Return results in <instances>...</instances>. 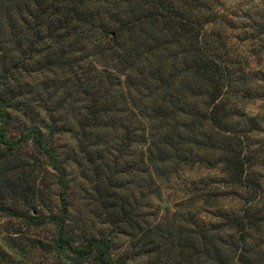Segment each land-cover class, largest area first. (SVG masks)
<instances>
[{
	"label": "trees",
	"instance_id": "trees-1",
	"mask_svg": "<svg viewBox=\"0 0 264 264\" xmlns=\"http://www.w3.org/2000/svg\"><path fill=\"white\" fill-rule=\"evenodd\" d=\"M244 1L0 0V213L50 229L42 237L15 228L6 239L28 240L44 264L136 258L114 254V235L72 220L65 167L41 131L60 133L61 114L71 113L76 150L89 152L94 165L104 223L133 239L148 264H264V245L254 238L264 224L263 185L249 174L258 117L229 108L227 98L228 87H243L249 76L227 36L236 30L252 43L264 36V4ZM200 164L237 190L238 212L206 221L198 208L180 215L182 224L175 214L157 221L133 214L121 175L139 172L149 203ZM48 176L54 210L43 209ZM202 182H187L195 203L209 196ZM23 244H2L0 264L15 262L4 246L23 261L12 264H36L24 262Z\"/></svg>",
	"mask_w": 264,
	"mask_h": 264
},
{
	"label": "rangeland",
	"instance_id": "rangeland-1",
	"mask_svg": "<svg viewBox=\"0 0 264 264\" xmlns=\"http://www.w3.org/2000/svg\"><path fill=\"white\" fill-rule=\"evenodd\" d=\"M252 2L255 5L264 4V0H245L244 2ZM264 6V5H263ZM258 13L261 14L259 9ZM227 41L230 42L231 48L238 52L240 67L248 74V80L245 85L230 86L227 89L229 93L228 107L238 110L239 113L256 115L258 117L257 125L250 134L251 154L253 158L249 166V174L256 179L261 180L264 193V36L258 43L252 41H243L242 36L238 31H233L227 36ZM228 46V47H229ZM250 89L245 91L246 87ZM226 98V99H227ZM37 116L41 119L42 123H47L46 118L42 112H38ZM61 132L58 134L50 135L48 130L44 127L41 128L43 137L53 143L59 155L60 161L63 163L66 171V182L68 184L69 197L71 202V217L76 224H79L92 231H102L114 235L113 252L116 256L131 255L136 256L131 264H148V262L139 254V249L135 246L133 239L125 234L116 233L112 231L111 227L104 223V218L101 214V209L97 205L95 199V191L97 188V177L90 170L94 167L91 164V157L89 152L80 155L76 150L75 134L77 128L75 126V115L68 113L61 114ZM68 128V129H66ZM140 149V148H139ZM134 159H139V150L135 151ZM135 174V175H134ZM221 174L217 169H206L203 165H196L192 169L184 170L176 179H171L165 184L158 195H153L149 198V203L141 195V175L139 172H132L127 175H121V180L127 192L129 193V202H131V211L139 217L140 221L145 220L143 217L147 213L151 214L153 221H157L162 217L167 216L169 219L176 218V224H182L179 216H188L189 213H194L202 216L206 221H218L217 214L220 211L231 212L232 214L238 212L242 207V200L239 198L240 194L235 188L225 186L221 181ZM192 180H203L202 185H206L209 189V196L205 203H195L196 199L193 196ZM43 199L44 210H54L56 206V188L54 187L51 176L44 180ZM190 185V186H189ZM147 204L149 208L147 209ZM261 206L264 207V199ZM149 217V216H148ZM142 223V222H141ZM144 224H139V226ZM18 228L25 232L37 234L42 237H47L50 234V229L33 228L24 220L12 218L5 214L0 213V246L2 244L14 243L19 246V242H23L25 254L24 262L27 259L35 262L36 264H44V253L28 252L29 246L27 241L21 240V236L15 234L14 240L6 239L10 235L9 232ZM254 238L264 245V224L259 231L254 233ZM29 238V237H25ZM138 237L135 238V240ZM5 259H12L10 264L16 262H23L17 256V252L4 246ZM19 260V261H17Z\"/></svg>",
	"mask_w": 264,
	"mask_h": 264
}]
</instances>
